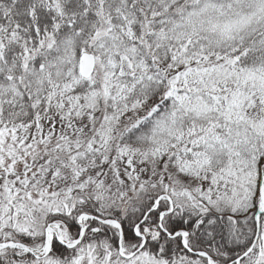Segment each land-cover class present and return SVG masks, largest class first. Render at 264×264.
Instances as JSON below:
<instances>
[{
  "label": "snow or ice",
  "instance_id": "1",
  "mask_svg": "<svg viewBox=\"0 0 264 264\" xmlns=\"http://www.w3.org/2000/svg\"><path fill=\"white\" fill-rule=\"evenodd\" d=\"M0 264H264V0H0Z\"/></svg>",
  "mask_w": 264,
  "mask_h": 264
}]
</instances>
